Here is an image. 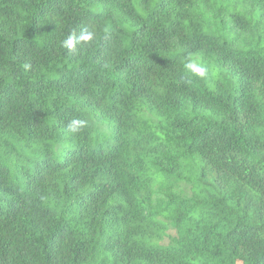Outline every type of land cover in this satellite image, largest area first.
<instances>
[{"label": "trees", "instance_id": "obj_1", "mask_svg": "<svg viewBox=\"0 0 264 264\" xmlns=\"http://www.w3.org/2000/svg\"><path fill=\"white\" fill-rule=\"evenodd\" d=\"M0 264H264V0H0Z\"/></svg>", "mask_w": 264, "mask_h": 264}, {"label": "clouds", "instance_id": "obj_2", "mask_svg": "<svg viewBox=\"0 0 264 264\" xmlns=\"http://www.w3.org/2000/svg\"><path fill=\"white\" fill-rule=\"evenodd\" d=\"M94 33L88 29H82L79 35L75 33L70 34L66 40L62 42V46L72 54H76L78 46L83 47L90 44L93 40ZM25 67H28L25 65ZM183 71L186 74V78H205L207 75V68L203 66L198 59L191 54H187L185 61L182 65ZM86 126V121L81 119H70L66 125V129L69 133H78L82 128Z\"/></svg>", "mask_w": 264, "mask_h": 264}]
</instances>
